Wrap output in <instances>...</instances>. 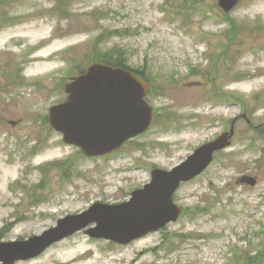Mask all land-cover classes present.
<instances>
[{
  "label": "rangeland",
  "instance_id": "obj_1",
  "mask_svg": "<svg viewBox=\"0 0 264 264\" xmlns=\"http://www.w3.org/2000/svg\"><path fill=\"white\" fill-rule=\"evenodd\" d=\"M105 52L146 72L157 119L119 151L85 157L47 114L65 100V83ZM236 116L232 146L175 193L177 221L126 244L82 230L16 264H256L264 0H240L229 13L218 0H0V241L41 234L96 202L128 201L152 169L172 168ZM244 175L256 185L240 182Z\"/></svg>",
  "mask_w": 264,
  "mask_h": 264
},
{
  "label": "water",
  "instance_id": "obj_2",
  "mask_svg": "<svg viewBox=\"0 0 264 264\" xmlns=\"http://www.w3.org/2000/svg\"><path fill=\"white\" fill-rule=\"evenodd\" d=\"M238 1L219 0V4L230 11ZM65 90L69 93L67 101L52 106L48 118L56 130L64 133V142L80 146L86 155L110 153L153 123L154 111L145 99L149 85L132 71L102 62L92 63L85 74L67 83ZM234 133L233 123L230 132L200 146L172 170L155 168L152 181L134 191L129 202L111 206L96 203L83 213L60 219L41 235L0 243V262L13 264L37 256L54 242L92 222H97V226L87 233L127 243L176 221L181 208L174 203L173 194L183 181L199 175L212 162L216 151L229 146ZM241 181L256 183L249 176Z\"/></svg>",
  "mask_w": 264,
  "mask_h": 264
},
{
  "label": "trees",
  "instance_id": "obj_3",
  "mask_svg": "<svg viewBox=\"0 0 264 264\" xmlns=\"http://www.w3.org/2000/svg\"><path fill=\"white\" fill-rule=\"evenodd\" d=\"M115 33H119V31H114ZM98 55H96L95 57H93V60H100V61H104L106 63H109L111 65H115V66H121V67H125V68H129V66L127 65L126 61L124 60V57L122 56L121 53H112V52H105V53H97ZM139 73H141L142 75H144V72H141L139 70H137ZM83 72V71H82ZM264 255V252H259L255 255V258L253 259L256 264H258L261 260V257Z\"/></svg>",
  "mask_w": 264,
  "mask_h": 264
}]
</instances>
